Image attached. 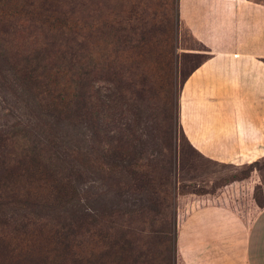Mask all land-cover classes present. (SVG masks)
<instances>
[{
  "label": "rangeland",
  "instance_id": "1",
  "mask_svg": "<svg viewBox=\"0 0 264 264\" xmlns=\"http://www.w3.org/2000/svg\"><path fill=\"white\" fill-rule=\"evenodd\" d=\"M205 56L179 27L177 0H0L6 156L25 167L28 152L46 164L56 150L71 167L78 200L98 209L91 221L69 224V261L93 253L101 264H179L177 227L199 208L233 210L248 165L204 158L177 125L179 87ZM58 94L69 102L62 123ZM91 118L92 130L85 125ZM251 169L259 183L253 198L262 205L264 159ZM32 181L19 176L18 195L28 191L53 206L48 190ZM43 212L0 226L2 257L55 258L53 236L68 218Z\"/></svg>",
  "mask_w": 264,
  "mask_h": 264
},
{
  "label": "crops",
  "instance_id": "2",
  "mask_svg": "<svg viewBox=\"0 0 264 264\" xmlns=\"http://www.w3.org/2000/svg\"><path fill=\"white\" fill-rule=\"evenodd\" d=\"M177 20L206 55L179 87L184 140L220 164L264 159V0H177ZM249 174L232 211L199 208L177 227L179 264H264V203Z\"/></svg>",
  "mask_w": 264,
  "mask_h": 264
},
{
  "label": "trees",
  "instance_id": "3",
  "mask_svg": "<svg viewBox=\"0 0 264 264\" xmlns=\"http://www.w3.org/2000/svg\"><path fill=\"white\" fill-rule=\"evenodd\" d=\"M14 73L17 80L27 81L25 76L18 74V71ZM27 77L29 78V76ZM56 100L58 107L55 119L57 123H62L67 118L65 110L69 106V102L61 94L57 95ZM91 120L92 118L87 123L85 122V125H88L87 127L92 130L93 124H89ZM94 126L96 125L94 124ZM6 135L7 132H0V226H5L9 221H31L36 219L38 215L43 214L45 208L59 210L64 218H68V222L62 223L54 233L52 250L55 252V258L51 261H47L46 259L42 261L29 260L32 252L19 254L18 260L13 261L11 258L2 257L5 254L0 252V264H21L22 262H30L32 264H101L93 253H89L86 258L75 259L73 257L72 259L71 257L69 261L70 245L68 244V240L72 236L69 224H74L78 221L85 223L87 219L91 221L98 214V209L92 204L94 202L90 203L84 197L82 200H78L77 195H79V192L72 185L74 183V174L71 172L69 163L64 158H61L56 150L51 154L53 155L52 158L46 160V164L42 162L38 154L34 155L33 153V156H31L30 152L27 153L29 158L25 167H22V160L11 163V159H8L6 156L3 144L7 140ZM119 161L121 162L120 159ZM255 165L256 162L247 166L249 170L242 175V179L248 177L249 172L252 171L251 168ZM19 170L23 174H20ZM19 176L24 177L26 180L31 177L33 181L30 184H34L36 188H46L48 195L54 202L53 206L49 207L48 205L38 203L35 199L31 200V197L28 196V191H25V194L20 197L14 187V182ZM80 177L81 175L77 174L76 180H79ZM256 204L261 206L258 202ZM24 226L26 225H21L22 228ZM6 248L7 245L3 247L2 240H0V251L2 249L6 250ZM122 252L123 250L118 247V253L122 254Z\"/></svg>",
  "mask_w": 264,
  "mask_h": 264
}]
</instances>
